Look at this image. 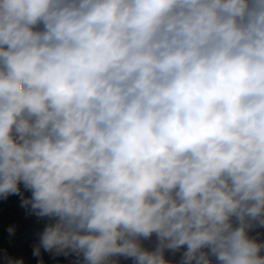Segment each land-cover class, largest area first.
Here are the masks:
<instances>
[{"label": "clouds", "instance_id": "9594fccd", "mask_svg": "<svg viewBox=\"0 0 264 264\" xmlns=\"http://www.w3.org/2000/svg\"><path fill=\"white\" fill-rule=\"evenodd\" d=\"M11 197L36 264H264V0H0Z\"/></svg>", "mask_w": 264, "mask_h": 264}, {"label": "trees", "instance_id": "16d2710c", "mask_svg": "<svg viewBox=\"0 0 264 264\" xmlns=\"http://www.w3.org/2000/svg\"><path fill=\"white\" fill-rule=\"evenodd\" d=\"M23 218V210L18 207L17 197H11L8 201H0V220H3L4 222H7L9 220H17L20 223ZM5 235L6 234L4 233L3 228L0 227V243L4 241ZM32 242V240L21 242L22 249L28 255H31L30 244ZM44 259L47 263H51L49 254L44 253ZM60 259L62 260L63 258ZM31 262L33 264H36L35 258L31 257ZM0 264H2V261H0Z\"/></svg>", "mask_w": 264, "mask_h": 264}, {"label": "built area", "instance_id": "2783aa9c", "mask_svg": "<svg viewBox=\"0 0 264 264\" xmlns=\"http://www.w3.org/2000/svg\"><path fill=\"white\" fill-rule=\"evenodd\" d=\"M24 224H25V220L23 218L20 221V231L18 233L17 239H16L15 244L13 246L8 245L7 240H6V235H5L4 241H2L0 243V247H8L9 251H10L11 249L19 247L21 245V242L27 241L29 239V236L23 230ZM27 264H32V263L27 261Z\"/></svg>", "mask_w": 264, "mask_h": 264}, {"label": "rangeland", "instance_id": "374dc122", "mask_svg": "<svg viewBox=\"0 0 264 264\" xmlns=\"http://www.w3.org/2000/svg\"><path fill=\"white\" fill-rule=\"evenodd\" d=\"M25 220V219H24ZM27 224H29L28 226H27ZM28 227V228H27ZM39 227H41V226H37V225H35L34 223H32L31 222V220H25V224H24V227H23V230H24V232L27 234L28 232H29V228L30 229H33L34 228V230H33V234L35 235L33 238H29L28 240H32L33 242H35L37 239H38V236L36 235V233H37V231L39 230ZM27 228V229H26ZM36 228V229H35ZM29 234H30V232H29ZM28 235V234H27ZM32 242V243H33ZM30 254V253H29ZM29 259H30V261L29 262H31V255H29ZM46 261V260H45ZM32 263V262H31ZM33 264V263H32ZM46 264H51V263H47L46 262ZM65 264H66V262H65Z\"/></svg>", "mask_w": 264, "mask_h": 264}, {"label": "crops", "instance_id": "0c3cea01", "mask_svg": "<svg viewBox=\"0 0 264 264\" xmlns=\"http://www.w3.org/2000/svg\"><path fill=\"white\" fill-rule=\"evenodd\" d=\"M29 224H27V226H28ZM28 228V227H27ZM26 228V229H27ZM36 229V228H35ZM29 230V232H30V234H29V232L27 233L28 234V236H29V238H33L35 235L33 234V230H34V228L33 229H28ZM32 244V243H31ZM30 244V245H31ZM10 252L12 253V254H14V255H23L25 258H26V261H30V259H29V255L28 254H26L25 252H24V250L22 249V246L20 245L19 247H17V248H14V249H11L10 250Z\"/></svg>", "mask_w": 264, "mask_h": 264}]
</instances>
